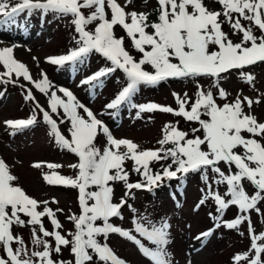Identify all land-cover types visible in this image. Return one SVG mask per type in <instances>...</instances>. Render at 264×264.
<instances>
[{"label":"snow or ice","instance_id":"1","mask_svg":"<svg viewBox=\"0 0 264 264\" xmlns=\"http://www.w3.org/2000/svg\"><path fill=\"white\" fill-rule=\"evenodd\" d=\"M131 3L132 0H126L122 6L118 0H0V29L17 26L27 31L30 18L37 13L42 21L49 14L54 18L71 17L79 37L78 47L66 54L48 56L46 60L59 67L76 66L92 52L99 53L111 66L101 68L81 82L92 85L93 89L110 74L122 71L126 85L106 105L107 109L118 112L122 105L131 104L138 109L137 117L142 112L159 110L199 125L191 129L190 136L178 127V122L175 125L168 122L157 141L159 148L140 149L130 139L114 137L109 127L80 103L72 91L62 87L53 90L46 73L42 72L38 80L33 79L29 67L13 54L16 44L0 47V66L4 69L0 71V83L15 84L22 77L43 93L48 98V109L36 100L31 88L25 99L35 101L56 142L78 157V163L71 165L78 169L75 178L52 172L45 179L50 185L77 188L80 207L79 214L67 217L73 230L63 232V225L56 217V212L63 210L54 211L47 200L38 201L28 195L14 183L17 177L0 158V249L3 250L0 264H128L107 242L112 233L133 241L153 264H171L166 249L171 225L166 220L156 223L147 215L137 214L132 219L134 228L124 229L112 224L110 219H123L121 209L125 205L136 212L126 199L134 196L132 189L153 191L166 179L184 181L189 173H200L206 183L207 192L200 204L209 198L215 201L220 216L214 219L220 220L230 206H237L240 214L231 221H223L224 225L233 229L248 222L251 247L234 257L237 264L241 260L247 264H264V243H258L264 240V232H255L250 216L252 210L260 213L258 205L264 202V119L254 114V105L264 102V93L255 98L237 93L229 99L230 93L222 86L236 70L241 80L255 88L256 77L245 69L264 63V0H215L219 8L205 0H157L155 21L150 20L147 11H127ZM25 13L21 22L18 18ZM93 24L95 27L91 29L89 26ZM116 26L125 31L134 49L141 53L139 59L126 49L125 38L116 36ZM193 77L210 78L212 85L205 89L197 84L194 98L186 92L183 96L173 93L177 108L153 102L132 103L141 85ZM218 99L224 102L218 103ZM80 109L87 114V119L80 114ZM36 120L34 112L28 119H9L4 123L15 135ZM64 123L70 125V138L61 131L60 125ZM98 134L106 137L103 148L95 143ZM127 160L133 162V171L143 177V182H129V173L124 167ZM154 161L170 163H161V170L153 171L150 165ZM34 166L40 167L41 162ZM47 167L61 166L48 163ZM209 172L213 174L211 179ZM118 181L124 183L126 191L119 202H114L110 182ZM245 182L253 186L252 194L246 191ZM213 185H226V192L213 190ZM41 204L44 208L39 211ZM45 216L53 225L52 231L44 226ZM14 226L29 228L31 247L22 235L15 233ZM219 226L217 223L216 227ZM212 231L209 229L196 239L203 240ZM101 236L103 243L98 239ZM138 236L154 247L146 246ZM63 248L70 249L73 260L53 258Z\"/></svg>","mask_w":264,"mask_h":264},{"label":"rangeland","instance_id":"2","mask_svg":"<svg viewBox=\"0 0 264 264\" xmlns=\"http://www.w3.org/2000/svg\"><path fill=\"white\" fill-rule=\"evenodd\" d=\"M118 2L122 6L126 4V0H118ZM205 2L219 8L215 0H205ZM155 5H157V0H132L126 10L147 11L151 17V8ZM25 15L26 13L22 14L18 19L23 22ZM89 27L94 29L95 24ZM224 27L225 30H228L227 25ZM114 31L117 37L125 38L126 49L136 59H139L141 53L134 49L132 41L127 37L125 31L120 26H116ZM78 38L70 16L54 18L49 14L42 21L37 13L30 18L27 31L17 26L0 29V47L16 44L17 47L13 54L16 59L29 67L33 79H40L43 72L47 74L53 85V90L62 87L72 91L78 101L90 109L98 119H101L109 127L114 137L118 139H130L137 143L140 149H155L160 147L157 141L162 138V129L166 123L172 122L175 125L178 122V127L188 131L190 136L191 129L199 126L195 122L186 121L182 116L159 110L142 112L137 117L138 109L132 108L131 104H126L118 112L114 109H107L106 105L126 85V77L122 71L117 70L110 74L101 85L93 89L92 85L81 82L101 68L111 66L99 53L92 52L83 63L76 66L59 67L46 60L48 56L66 54L71 49L78 47L76 43ZM233 39L236 38L233 37ZM33 57L38 59L34 60ZM145 67L151 71L150 66L146 65ZM3 70V67L0 66V71ZM245 71L256 77L255 88L241 80L239 72L234 70L227 80L222 82V86L230 93L229 99L235 97L237 93L253 98L264 93V63L249 66ZM13 78L15 79V77ZM197 84L207 89L212 85V80L207 77L169 78L157 85H141L133 96L132 103L153 102L177 108L173 93L183 96L186 92L194 98ZM28 88L32 89L36 100L48 109V98L35 89L31 82L25 81L22 77L15 84L0 83V93H3L0 96V158L9 165L11 173L17 177L14 183L22 187L28 195L38 201L47 200L48 206L54 211L57 208L63 210L56 212V217L63 225L62 231L67 233V231L73 230V224L67 219L68 215L80 212L78 189L70 186L50 185L46 182L45 175L57 172L60 175L75 178L78 169L71 165L78 163V157L58 144L54 136L50 134V126L44 121L42 113L36 109L35 101L25 99ZM57 94L63 95L59 92ZM223 102L218 99V103L222 104ZM254 108V114L259 119H264V102L254 105ZM79 111L87 119V114L82 109ZM34 112L37 116L36 123L16 132L15 135L12 134V129L4 123L9 119H28ZM53 118H57L55 114H53ZM69 126L68 123L60 125L61 131L68 138H70ZM200 134L197 133V135ZM95 143L98 147L103 148L106 137L103 134H98ZM170 146L167 145V147ZM123 150L122 147L121 151ZM37 162H41L40 167L34 166ZM48 163L58 164L61 167L50 169L47 167ZM161 163H170V161L159 163L154 161L150 167L153 171H160ZM220 166L225 168L223 163ZM124 167L129 173V182H143V177L133 171L131 160L125 161ZM212 175L209 172L210 179ZM110 183L114 188V202H119L126 191L125 185L119 181ZM217 188L221 194L226 192V185H213V190H217ZM245 189L249 194L254 192L253 186L248 182H245ZM91 190L96 189L92 188ZM177 190L180 192L178 193ZM131 192L134 196L126 197V199L132 208L136 209V212L134 213L128 205H125L121 209L123 219L112 217L110 222L124 229H133L132 219L137 214L147 215L156 223L166 220L171 225L168 230L169 243L166 245L171 264H237L234 257L237 254L248 252L251 247L252 240L247 221L233 229L227 228L223 223V221L235 219L240 214L237 206H230L222 214V218L217 220L214 217H218L220 214L217 213L213 199L209 198L204 204H200L207 192V185L201 179L200 173H189L184 181L166 179L160 187L153 191L132 189ZM198 205L199 207H197ZM258 207L261 209L260 213L255 210L250 212L252 227L257 234L264 232V202H261ZM43 208L44 205L41 204L38 210L42 211ZM22 218L27 219L26 217ZM42 219L44 226L52 231L53 225L50 219L47 216ZM97 223H102V221ZM217 223L220 224L219 227H216ZM209 229L213 230L210 236L203 240L196 239L197 236ZM14 231L16 234L22 235L25 242L31 247L28 227L14 226ZM133 234L136 233L133 232ZM138 238L142 239L146 246L154 247L146 239L139 236ZM98 239L101 243L104 242L102 236ZM107 242L115 253L125 259L128 264H153L141 253L140 247L127 238L112 233L109 234ZM52 243L54 245V240ZM258 243H264V240L258 241ZM0 255H3L2 249H0ZM203 256L204 259L201 260ZM53 258L65 261L74 259L69 248H63L60 254L54 253ZM262 259H264V254H262ZM239 264H247V261L241 260Z\"/></svg>","mask_w":264,"mask_h":264},{"label":"trees","instance_id":"3","mask_svg":"<svg viewBox=\"0 0 264 264\" xmlns=\"http://www.w3.org/2000/svg\"><path fill=\"white\" fill-rule=\"evenodd\" d=\"M157 8V5H155L153 8H151V12H152V15H151V17H150V20L151 21H155L156 19H157V13H156V11H155V9ZM104 80V79H103ZM97 90V89H96ZM123 106H126V104L125 105H122L121 107H120V110H121V108L123 107ZM119 110V111H120ZM177 192L179 193L180 191H178L177 190Z\"/></svg>","mask_w":264,"mask_h":264},{"label":"bare ground","instance_id":"4","mask_svg":"<svg viewBox=\"0 0 264 264\" xmlns=\"http://www.w3.org/2000/svg\"><path fill=\"white\" fill-rule=\"evenodd\" d=\"M203 259H204V256L201 258V260H203ZM201 260H200V261H201Z\"/></svg>","mask_w":264,"mask_h":264}]
</instances>
